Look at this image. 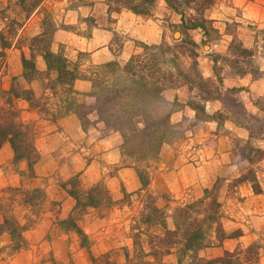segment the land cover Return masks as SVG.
Here are the masks:
<instances>
[{
	"label": "rangeland",
	"instance_id": "obj_1",
	"mask_svg": "<svg viewBox=\"0 0 264 264\" xmlns=\"http://www.w3.org/2000/svg\"><path fill=\"white\" fill-rule=\"evenodd\" d=\"M62 1L0 0V125L5 110L14 109L20 117L13 94L27 102L30 110L42 112L46 117L70 110L86 111L75 104L71 87L51 81L48 73L36 70L39 57L44 59L52 44L56 14L51 3ZM115 1L127 7L136 6L146 19L161 15L160 19L165 21L161 42L136 41L130 59L135 60L138 79L145 78L161 91L158 98L163 111L170 116L166 140L157 158L146 160L142 153L144 148L150 150L147 143L127 147L121 145L119 136H106V130L91 129L88 137L107 140L118 148L121 162L107 165L100 182L88 189L83 188L78 175L65 178L55 173L49 177L55 184L47 178L41 180L29 164L26 172L19 173V185L0 186V264H34L36 258L53 264H74L70 260L74 247L88 256L92 264H139L143 248L147 254L157 253L155 258L146 257L156 264L171 253L177 258L180 246L173 243L182 241L187 225L190 231L205 229L208 213L216 220L208 240L211 248H221L217 254L236 247L230 253L243 264H254L257 254V264H262L264 214L251 211L257 205L264 207V18L259 22L244 16L241 19L240 7L235 15L233 10L229 12L225 0H215L203 12L207 21L205 32L185 28V23L189 25L196 16L194 9L201 5L200 1L189 4L192 9H186L184 25L179 15L169 12L163 4L157 5V0L151 5L143 0ZM218 14L223 17H217ZM40 35L42 38H38ZM234 40L254 50V55L246 57L231 49ZM121 41L117 39L116 49ZM154 45L158 47L153 48ZM23 58L28 60L26 69ZM80 64L74 67L75 71ZM105 65L90 68L91 80L121 85L124 65ZM17 71L22 76L26 74L29 81L42 80L49 93L41 98L31 96L30 102L25 100L24 97H30L25 92L27 82L12 76ZM19 121L35 134L33 123ZM31 161L32 158L28 162ZM119 167L131 168L141 186L127 190L122 184L113 185ZM11 168L9 164L0 170ZM139 170L148 179L146 189L142 188ZM51 186L67 193L72 202V210L64 218L61 215L64 201L48 200ZM261 188L262 196L254 198ZM90 198L96 202L94 207L87 206ZM189 205L188 218L183 222L179 215ZM154 206L161 212L148 221V216H152L150 208ZM175 223L181 225L178 234H174L178 228ZM75 226L81 230L80 235ZM168 230L173 234H168ZM241 233L245 239L227 242L233 237L238 239ZM55 240V244L61 242L60 253L69 262L54 260L51 246ZM93 246L97 250L92 251ZM169 247L170 253H163ZM199 252L198 261L188 254L177 264H213L211 261L224 256L209 259L215 253L206 252L201 258Z\"/></svg>",
	"mask_w": 264,
	"mask_h": 264
},
{
	"label": "crops",
	"instance_id": "obj_2",
	"mask_svg": "<svg viewBox=\"0 0 264 264\" xmlns=\"http://www.w3.org/2000/svg\"><path fill=\"white\" fill-rule=\"evenodd\" d=\"M156 4L167 6L163 0H157ZM225 4L229 12L233 10L232 14L235 15L238 11L237 8L240 7L243 10V14H240L241 19L244 16L253 18L258 22L263 21L264 8L262 5L264 0H225ZM51 6L56 18L50 51L55 55H60L65 60L67 70L75 77L71 89L77 105L85 103L92 93L90 68L111 62L124 65L134 54L136 41L146 44H159L165 29V21L159 17L161 15H156L153 19H146L143 15L134 13L122 2L115 0H63L62 2L51 3ZM224 6L222 4L221 9ZM250 15L251 17H249ZM220 16L223 17V14ZM120 38L122 39L121 46L116 49L117 39ZM77 64L80 66L75 71L74 67ZM36 70L41 74L48 73L51 81L58 82V71H49L43 57H39ZM12 76L22 77L25 80L21 71L12 73ZM25 81L27 82L26 89L31 90L35 98H41L50 91L40 79ZM14 103L20 109L19 119L34 124L33 144L38 158L31 162L26 160L15 162L13 149L9 143H5L0 148V167L11 164L13 169L11 168L9 171L0 170V186L19 185V173L26 172L29 164H31L35 175L39 176L41 180L47 178L48 182L55 184L53 178H49L55 173H59L65 178L78 175L83 188L88 189L100 182L107 165H116L121 162L118 148L110 145L107 140H94L88 137L89 135L83 131L79 117L74 111L70 110L59 116L50 115L46 117L42 112L30 110L27 102L17 99ZM116 184H122L127 190H134L141 186L138 185L136 174L131 168L120 167L117 176L113 178V185ZM49 188L48 200L53 202L64 201L66 204L62 203L65 207L61 215L63 218L68 216L73 205L71 200L67 198V193L54 189L53 186ZM261 190L262 188L260 193L253 195V197H261ZM244 211L245 213L249 212V210ZM251 212L264 214V207L257 205ZM238 237V239L233 237L227 242L238 243L239 239L243 240L246 236L241 233ZM55 242L56 240L51 246L54 260L56 262H69L67 256H65L66 259H63L64 255L60 253L61 242L56 244ZM62 244L66 247L63 241ZM250 244L243 245V248H247ZM209 247L200 250L199 256L201 258L206 252L215 253V256L207 257L213 259L222 256L224 252H233L236 248L229 247V250L225 249L224 251L222 249V254H217L221 248ZM71 248L69 247V249ZM94 248L97 250L98 247L93 246L92 251ZM74 250L75 252L70 259L74 264H92L88 256L82 255L75 247ZM34 264H53V262L47 260L43 262V260L36 258ZM156 264H177L175 253L163 256Z\"/></svg>",
	"mask_w": 264,
	"mask_h": 264
},
{
	"label": "trees",
	"instance_id": "obj_3",
	"mask_svg": "<svg viewBox=\"0 0 264 264\" xmlns=\"http://www.w3.org/2000/svg\"><path fill=\"white\" fill-rule=\"evenodd\" d=\"M143 1L150 5L155 2V0ZM163 1L171 11L180 16L183 25L186 21V9H192L190 8L189 4L194 3L195 1H200V8L198 7L194 9L196 16L191 19V23L189 25H186L185 23V28L193 30L201 29L206 32L205 24L207 21L203 16V12L207 11L214 4L215 0ZM129 8L134 13L145 14L144 12L139 11L136 6ZM38 38H42V35H40ZM152 47L157 48L158 46L154 45ZM230 47L231 49H237L246 57L254 55V50L244 48L240 42H237V40H234ZM51 57L55 58L56 60H52L51 62L49 59ZM44 59L49 71H58V81L63 82L71 87L75 77L67 70L65 60L60 55L53 54L50 50L46 52ZM22 60L23 68L26 69L29 66L28 60L25 58ZM134 62V58H131L121 68L122 73L125 75L124 81L121 85L118 84V82L114 85H105L101 81L99 82V80L96 81L95 79H92V93L90 97L85 103L78 105L79 108L86 111L75 113L79 117L81 127L87 135L90 134L91 129L99 132L100 130H106L108 131L106 136H119L122 140L121 145H126L127 147L130 145L132 146L135 143L140 145H145V143H147L150 150H146L144 148L142 156L146 160H152L157 158L160 148L166 140V130L170 116L169 112L163 111V103L161 99L158 98L161 95V91L158 89V87H156L153 83L148 82L145 78L140 77V80L138 79ZM31 65V68L34 69L35 66L33 64ZM105 66L119 67L118 64L112 62L107 63ZM258 70L259 68L256 69V71ZM251 74L254 76V72H251ZM258 76L255 75V77ZM23 77L27 81L30 80L26 74H24ZM25 92L29 93L30 97H24V99L30 102V98L33 96L32 91L26 90ZM13 98L20 99L21 97L18 94H13ZM3 114V123L0 125V148L5 143H9L13 149L15 161H29L31 158L33 160L38 158L37 151L33 144L34 134H32L30 130L23 126V123L19 121L18 114L14 111V109L5 110ZM29 139L31 142H29ZM140 172L141 171L139 170L138 174L142 188L146 189L148 186V179ZM95 205L96 202L90 198L87 206L94 207ZM190 208L191 206L189 205V207L181 211L179 218L183 219V222L188 218L186 213ZM150 209L152 216H148V221H151V219L154 220V218H156L161 212V210L156 206ZM163 219L164 218H162V221ZM205 221L206 224H208L205 229L198 227L191 229L190 231V228L188 229V225L186 224L187 231L184 230L185 232L184 237H182V241L173 243V245L180 246L177 255L178 263H181V258L188 256V254H193V258L198 261L199 259L196 256L197 252L204 247L210 246V242L208 240L209 231L211 230L212 225L216 223V220L214 215H210V213H208ZM174 225H177L178 227L176 228V231H174L176 232L174 234H178L181 225L178 223H175ZM163 227L166 228V225ZM74 230L77 234H81L79 227L75 226ZM169 232L173 234L172 231L168 230L167 233L170 234ZM136 244L137 242H135V245ZM169 248L163 251V253H170L171 247ZM249 249L250 247L247 250ZM156 254L157 253L155 251L147 254L142 248L140 256H138L139 264H152L150 261L146 260V257L147 255H150L155 258L157 256ZM258 257L259 256L257 254L253 259L254 264H257ZM232 258H235L232 253L225 252L223 257H219L211 262H214L213 264H243L241 260L237 259V257L234 261H232ZM247 262L252 263L251 260H248Z\"/></svg>",
	"mask_w": 264,
	"mask_h": 264
}]
</instances>
